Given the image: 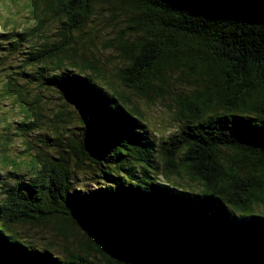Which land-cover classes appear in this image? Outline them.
Here are the masks:
<instances>
[{"label":"trees","instance_id":"obj_1","mask_svg":"<svg viewBox=\"0 0 264 264\" xmlns=\"http://www.w3.org/2000/svg\"><path fill=\"white\" fill-rule=\"evenodd\" d=\"M106 4L109 16L119 10L126 17L116 47L128 61L117 73L125 85L155 92L153 99L165 95L175 70L180 80L192 77V91L177 101L174 117L182 124L168 136L144 129L141 109L105 85L91 31L81 44L88 53L63 66L77 54L74 37ZM28 9L36 30L59 19L63 31L54 45L27 50L22 65L40 69L24 76L60 88L85 132L67 141L66 154L39 159L34 169L33 162L24 190L16 186L0 199V264H101L88 251L62 258L9 231L53 218L85 226L95 250L120 264H264V0H31ZM4 21L0 50L9 44L16 54L30 34L13 17ZM48 60L62 70L45 74ZM23 87L14 80L6 91L23 102ZM33 107L24 102L26 116L35 115ZM68 115L57 117L65 122ZM37 128L38 120L21 125ZM71 152L78 164H100L94 191L71 190Z\"/></svg>","mask_w":264,"mask_h":264},{"label":"rangeland","instance_id":"obj_2","mask_svg":"<svg viewBox=\"0 0 264 264\" xmlns=\"http://www.w3.org/2000/svg\"><path fill=\"white\" fill-rule=\"evenodd\" d=\"M39 1L43 4V0ZM28 4H31V0L0 1V25L2 26L0 32L4 29L5 17L11 16L20 23L18 27L30 34L18 53H10L9 44L0 50V199L2 201L6 200L8 189L19 186L21 191L24 190L27 182L31 181L29 168L33 162L32 169L37 167L36 163L39 162V159L43 163L44 159L50 155L66 154L71 149L68 142L71 145L76 143L85 132L77 107L62 94L60 88L53 85L42 86L35 80L32 81L30 77L24 76L25 73L40 69L38 66L22 65L29 50L44 44L54 45L60 39L59 33L62 34L63 31L59 19L49 20L46 27L42 30H36V21L30 15ZM106 5L105 8L99 5L96 8L97 11L95 10L91 16L93 17L92 20L87 22L84 31L74 37L78 41L75 43L78 55L72 53V58H64L63 63L65 65L63 66H71L72 60L80 62V55L88 53V50L81 44H83V40L88 39L83 34L91 31L94 44L91 48L103 59V64H106L103 75L107 81L99 78L98 82L100 80L105 81L108 88L122 92L127 96V100L132 101L127 103L128 106L134 102L141 109L144 129L149 132L156 130L162 135L168 136L182 124L180 120L174 117L177 101L182 99V94L192 91V87L195 86L191 82L192 77L189 80H180L181 73L175 70L172 73L171 81L163 89L165 95L153 99L151 97L156 96L155 92L147 94L125 85L117 73L128 61L118 57L116 47L121 42V39H118L119 34L125 33L127 29L126 17L119 10L114 12V16H109V4ZM11 30L12 26L8 28V31ZM107 45L110 48H105ZM44 65L45 74L58 73L62 70V68H57L54 61L48 60ZM95 78L98 79L96 76ZM14 80L26 85L23 87L26 89L24 92L26 100L23 102L6 91L7 84ZM38 95L40 96L39 102L36 101ZM24 102L34 105L32 110L35 115H25L24 109H22ZM60 111L70 114L67 116V121L58 120L57 114ZM34 120H38L39 128L33 131L21 129L22 124ZM57 143L60 145H56ZM70 157L73 163L71 190L75 194L94 191L97 187V181L100 179L98 174H103L100 164L88 158L83 159L78 164L72 152ZM9 158L15 159L20 164L16 166L15 162L9 161ZM172 177L177 181H186L187 187H194L195 189L201 187L199 183L192 182L187 176L180 178L174 174ZM258 209L264 213V205L258 206ZM66 223L68 225L63 226L56 218L40 225L14 223L10 226L9 231L40 249H50L62 258H65L71 251L82 254L90 252L92 260L97 263L120 264L114 259H109L108 256H103L102 251L95 250L93 247L94 236L85 226L71 220H67Z\"/></svg>","mask_w":264,"mask_h":264}]
</instances>
